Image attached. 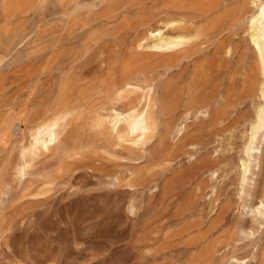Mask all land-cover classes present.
<instances>
[{"label":"rangeland","instance_id":"374dc122","mask_svg":"<svg viewBox=\"0 0 264 264\" xmlns=\"http://www.w3.org/2000/svg\"><path fill=\"white\" fill-rule=\"evenodd\" d=\"M202 1L0 0V116L24 122L1 154L11 167L0 187V264H261L264 219L251 210L259 199L241 190L260 101L247 86L256 66L249 0H220L208 17L223 16L217 32L200 37L191 56H174L169 70L142 76L140 85L155 78L165 86L156 136L103 150L102 109L117 99L108 89L113 66L148 27L177 30L167 27L174 12L200 19ZM44 96L74 106L64 142L84 140L88 149L64 160L55 149L43 154L45 172L18 185L13 168ZM189 96L206 100L207 112L192 109L184 134H168Z\"/></svg>","mask_w":264,"mask_h":264},{"label":"bare ground","instance_id":"6f19581e","mask_svg":"<svg viewBox=\"0 0 264 264\" xmlns=\"http://www.w3.org/2000/svg\"><path fill=\"white\" fill-rule=\"evenodd\" d=\"M219 1L220 0H203L200 8H198L199 10L197 9L202 15L200 19H196L197 16H195L187 20L183 17L181 12H174L179 15V17L176 20H170L171 22L168 23L167 27L169 25L177 27V30L171 33L164 32L159 26L148 27L144 30V36L139 38L133 47L128 48L126 56L122 61L115 63L113 68L111 67L112 71L110 76L112 77V82L109 84L108 89L111 88L115 91L117 99L116 102L114 100L115 104L111 106L108 105L109 107L102 106V115L106 116V121L109 124V135L104 142V151H115L118 147H124L125 143L128 141L143 147L156 136L159 131L162 113H164V103L166 100L164 95L165 86H158L155 83V78L146 80L144 85H140L141 78L142 76H148L149 73L159 67H165V71L169 70L174 66L176 56H183L185 58L192 55V45H194L200 37L217 32L218 23L222 20L223 16L216 18L208 17L217 9ZM249 2L252 8L247 12L246 18L249 22V41L256 56V66L252 73L249 74L247 86L250 93L254 96H258L260 101L250 123L248 143L245 148V158L242 161L243 175L241 178V190L243 196H251L255 199H259L257 205L251 210L254 211L255 215H259L264 219V0H249ZM163 22L165 23V21ZM136 54L144 55V57L139 59V57L135 56ZM56 60L58 61V59ZM47 61L43 64L40 71L33 75L37 82H39L42 76L50 69V65L47 64ZM53 64L55 65V63ZM30 76L32 77V74ZM90 87H92V85ZM102 87L104 89V86ZM57 101L60 113L56 119L47 121L46 115L49 111L53 110V103ZM77 101L76 103H78ZM38 102L35 119L32 120L35 124L30 129L31 133L28 131L30 134L28 136L30 137L27 141L29 142L26 144H23V142L20 146L19 158L13 168L15 180L18 182V185H22L25 181L27 182L28 179L31 180V178L45 172L42 173V169L38 166L39 158L43 154L49 153L51 150L55 149L61 155L62 160H64L73 156L75 157V155L76 157L77 155L80 156V153H82L81 151L87 148V145L82 142L84 140H72L77 141L73 144L64 142L67 141L64 136L65 126L67 120L75 113L74 106L68 103L66 104L60 98L58 100H53L46 96ZM92 104L91 100V105ZM207 106L208 102L206 100L196 101L193 100L192 96H189L187 101L183 103V107L186 109L184 113L178 117L174 125L171 123L168 125V134L183 135L186 130V121L191 110L197 109L198 114L203 112L206 113ZM28 113L26 114L28 115ZM23 121L28 122V125H30L28 116L26 120ZM21 122L7 116H0V187H2L3 183L2 173L11 167L9 158H3L1 154L6 150L9 139L12 138V133L16 127L18 126L19 129H22L20 126L24 122ZM95 137L97 136L95 135ZM98 140H100V138ZM25 187H23V189ZM260 259L261 264H264V250L261 252ZM239 264L247 263L240 262Z\"/></svg>","mask_w":264,"mask_h":264}]
</instances>
